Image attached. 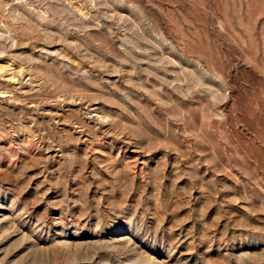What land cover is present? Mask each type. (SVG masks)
I'll use <instances>...</instances> for the list:
<instances>
[{
  "label": "rangeland",
  "instance_id": "obj_1",
  "mask_svg": "<svg viewBox=\"0 0 264 264\" xmlns=\"http://www.w3.org/2000/svg\"><path fill=\"white\" fill-rule=\"evenodd\" d=\"M0 264H264V0H0Z\"/></svg>",
  "mask_w": 264,
  "mask_h": 264
}]
</instances>
